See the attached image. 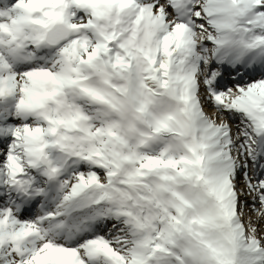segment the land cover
I'll return each mask as SVG.
<instances>
[{
  "label": "rangeland",
  "instance_id": "obj_1",
  "mask_svg": "<svg viewBox=\"0 0 264 264\" xmlns=\"http://www.w3.org/2000/svg\"><path fill=\"white\" fill-rule=\"evenodd\" d=\"M92 1L82 0L86 5L73 8L74 15L84 27L99 20L100 38L94 39L93 28H88L84 33L89 39L85 38L81 46L77 43L79 36L72 34L67 42L56 47L46 41L47 32L60 22L71 29L66 10L54 2L45 6L44 0L29 3L36 12L31 17L39 19L46 28L43 42L53 49L50 58L44 55L45 62L52 64L70 52L77 64L87 65L83 68L85 73L76 78L83 82L68 78L65 81L63 68H54L52 75L35 82L20 77L10 84L6 82L8 77H2L1 88L10 84L9 97L15 101H0L2 106L12 112L9 105L23 104L24 113L32 119L34 111L39 113L40 123L15 124L6 118L0 125V138L4 135L12 141L14 150L18 148V161H14L0 144V193L18 175L25 179V185L31 182L37 187L38 197L55 189V206L50 213L56 206L60 208V224L75 228L96 216L97 228L84 240L97 257L108 256L107 264H242L240 239L233 227L234 214L223 207L206 183V152L194 103L185 87L184 72L190 61L189 31L184 29L181 34V50L179 57L173 58L169 82L157 91L159 96H154L145 90V72L154 60L163 61L162 41L166 39L171 47L173 39H167L170 34L154 29L151 16L147 12L142 14L140 0L119 1L122 12L131 7L123 20L122 32L121 26H113L116 23L109 25L107 13L94 9ZM40 2L48 16L38 12ZM202 2L226 7L239 35L256 48H264V0H190L187 22L195 27L197 39L204 34L196 30L202 21L195 18ZM85 7L92 11L85 13ZM233 9L236 10L232 12ZM173 11L171 8L168 13ZM100 13L108 18L99 17ZM83 46L88 48L81 51ZM198 95L203 97L201 107L216 111L214 120L220 123L225 117L228 121L222 112L218 117L223 106L217 93L210 96L206 90ZM130 114L139 121H129L127 126ZM257 117L264 126V109ZM3 119L0 117V123ZM233 129L228 131L232 133ZM146 132L149 137L152 132L154 136L142 146L136 135ZM105 143L106 157H102ZM136 146L142 148L137 150ZM149 151L151 159H146ZM237 165L242 173L244 165ZM111 177L113 184H109ZM243 186L247 187L248 196L255 197L247 182ZM10 197L0 195V264H81L77 257L65 261L63 244L49 231L55 226L37 220L39 201L22 203L20 208L16 202L8 203L15 199ZM33 197L29 195L28 199ZM87 206L92 208L84 212L82 209ZM244 213L238 211L235 215L242 220ZM140 236L145 238L143 243ZM52 239L49 244H54L53 251L48 246ZM88 255L84 257L85 263L93 264L96 260Z\"/></svg>",
  "mask_w": 264,
  "mask_h": 264
},
{
  "label": "bare ground",
  "instance_id": "obj_2",
  "mask_svg": "<svg viewBox=\"0 0 264 264\" xmlns=\"http://www.w3.org/2000/svg\"><path fill=\"white\" fill-rule=\"evenodd\" d=\"M31 1L0 0V82H4L2 77H8L9 79H6V82H10V84L14 82V79L20 77L27 81L35 82L42 76L48 77L52 75L54 72L52 69L54 68H63V79L65 81V78H68L74 79V82H83L76 78L85 73L83 68L87 64H77V59L70 52L66 56H63L62 59L54 60L52 64L45 62L44 55L47 54L50 58L53 49L42 40L46 28L39 19L31 17L32 14H36L35 10L29 5ZM44 1L45 6L54 2L66 10V19L71 21L69 25L73 36H79L77 39L79 46L85 42V38L89 39L87 33H84V30L88 28H93L94 39L100 38L99 20L96 19L88 27H84L81 25V20L75 19L76 16L74 14L78 5H86L82 0ZM119 1L93 0L91 6L98 11L104 10L110 18L109 25L116 23L113 26H121L120 32H122V26L125 25L123 20L125 16H129L131 7L125 8L122 12L118 8L120 5ZM42 2L39 3L38 12L42 16H48ZM140 2V6H143L144 10L142 14L144 15L147 12L151 16L150 19L152 20L151 23L154 29L158 33H169L173 39V51L171 54H168L166 51L165 39L162 41L163 50L160 52V58L163 61L159 58L154 60V65L149 67L145 72V84L148 86L145 90L150 91L154 96H159V92L157 91L164 88V83L169 82L174 55L181 48V40L183 39L181 34H183L184 29H187L189 31L190 61L186 65L188 67L187 70L184 72L185 86L190 98H192L190 100L194 103L198 131L206 152L204 158L206 183L211 193L219 200L223 207L229 213L234 214L233 227L240 239L242 264H264V135L261 136L258 133L254 140L258 141V146L260 147L259 152L256 154V158H258L256 160L257 164L251 163L249 168L243 167L244 170L241 173V176L245 178V172H248V176L245 179L250 181L255 197L247 196V187L243 186L244 182L247 181H243V178H241L240 181L237 180L235 185H233L231 183V176H229L231 170L236 168V161L241 159L243 147L247 143L242 138V134L245 131L252 133L254 130L256 132L264 130L262 122L257 117L261 113V110L264 109V64L262 63L264 48H256L247 38L239 35L238 30L232 25L231 15L225 12L227 9L221 4H206L205 2L199 4L200 11L196 13L195 18L197 21L202 22H200V27H197L196 30L200 29L199 33L203 31L204 34L202 36L199 35L197 39L194 37L195 27L187 22L191 13L190 0H140ZM171 8L174 11L169 14L168 10ZM84 9L85 13L92 11L89 7H85ZM235 10L233 9L232 12ZM103 16L108 18L104 13H100L99 17ZM211 31H215L218 35L216 41L219 45L214 46L209 44L204 46L203 44L202 48L209 47L210 51L214 50L217 54L210 52L204 55L199 46H201V42L207 40L206 34H209ZM73 42L75 41L73 40ZM87 48V46H83L81 51H85ZM30 49H33L34 52H31ZM211 54L216 56L212 58V62L207 58ZM112 59L111 53L110 61ZM204 60L207 61L203 64ZM204 72H207L208 75L204 76ZM225 72L228 73L227 76L229 78L227 76L224 77ZM199 73H202L203 76L197 79ZM233 78L236 80L232 81ZM109 81L111 82V78H109ZM10 84H7L5 88H1L0 85V101H5L7 104L15 103L9 97L10 93L7 87H10ZM200 88L205 90H201ZM206 90L210 92V96H212L213 92L218 94V100L222 102L223 106V111H218L220 115L218 117H221L220 112H222V116L224 117V114H226L228 121L224 117V120L222 119L219 123L218 119L214 120V117L217 116L216 111H210L208 108L204 109L201 107L202 102L200 100L203 97L198 94ZM8 107H11L14 111L7 110L0 103V117L4 118L0 125L5 122L6 118L11 119L15 124L16 122L25 124L27 121L40 123L39 116H37L39 113L34 111L32 119L30 115L24 113L25 106L23 104L16 103V105H9ZM2 110H4L3 113ZM235 119L240 122H236ZM129 121L136 123L139 119L130 114L127 126ZM247 125L249 126L245 127ZM229 127L234 128L232 133L228 131ZM149 128H151L150 130L153 129L152 126ZM99 134L105 136L101 132ZM153 136L152 132L150 137L152 138ZM7 137L11 136L7 135ZM150 137L147 132L142 133L136 135V141L142 143V146H144ZM252 137H255V135ZM252 137L250 140H252ZM11 143L12 141L5 138L4 135L0 138V144L5 149L4 152L8 156H13L14 161H18V156L15 155L18 148L14 150V146ZM88 143L92 145V142ZM107 145L105 143L102 157H106L104 151ZM142 146H136V149L139 150ZM39 149L42 151L43 147H39ZM150 154L151 151L146 154L145 158L151 159ZM236 155L237 158L235 160ZM142 159L144 158H140L139 160ZM23 181H25L24 178L15 175L13 181L5 187L6 190L0 193L1 197L5 198L7 196L8 199H11L10 195H12L16 200L12 199L8 203L13 205L16 202L17 207L20 206V208L22 207V203L30 205L32 202L39 201L40 204L36 207L37 220L55 226L53 229L50 228L49 231L53 234L56 241L63 244V253L66 255L65 261L73 260V258L77 257V260L81 264H86L84 257L86 254H89L88 257L92 261L96 260L93 264L108 263V260L105 259V257L108 258L107 255L104 254L102 258L97 257V254L90 249V246L84 240V238H87L96 230V216L87 218L83 226H76L75 228H69L64 223L60 224L63 215L59 211L60 208L56 206L55 211L50 213L52 207L55 206L54 198L57 196L55 189H51L49 194L48 192H43L42 196L38 197L39 190L37 187L35 185L32 186L31 182L25 185ZM109 182V184H113L115 182L114 178L111 177ZM247 185L249 184L247 183ZM29 195L34 196L31 201L28 199ZM3 200L7 201V199ZM90 201L85 204H88ZM88 208L91 209L92 206H87L82 210L87 212ZM23 209L28 210L25 207ZM238 211H242L243 214L246 212L242 220H239L237 215H235ZM32 213L33 210L30 211V214ZM135 230L136 228L132 229L134 233H136ZM140 238V243H143L145 238L143 239V236H140ZM51 241L53 239L48 240V244ZM48 246L51 247L52 251L55 250L54 244H49Z\"/></svg>",
  "mask_w": 264,
  "mask_h": 264
},
{
  "label": "water",
  "instance_id": "obj_3",
  "mask_svg": "<svg viewBox=\"0 0 264 264\" xmlns=\"http://www.w3.org/2000/svg\"><path fill=\"white\" fill-rule=\"evenodd\" d=\"M71 35H72V30L68 28L64 23H56L51 28V30L47 32L46 41L48 42L49 45L55 47L63 42L68 41ZM43 161L46 164L47 168L52 173V175L54 176L55 173L52 172V170L50 169L49 163L45 157L43 158Z\"/></svg>",
  "mask_w": 264,
  "mask_h": 264
}]
</instances>
